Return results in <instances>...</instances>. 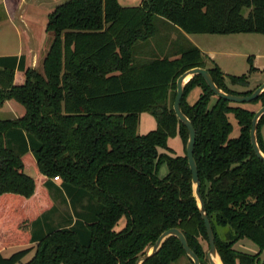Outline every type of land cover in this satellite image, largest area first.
<instances>
[{
  "label": "trees",
  "instance_id": "16d2710c",
  "mask_svg": "<svg viewBox=\"0 0 264 264\" xmlns=\"http://www.w3.org/2000/svg\"><path fill=\"white\" fill-rule=\"evenodd\" d=\"M45 29L52 40L42 72L23 54L0 56V109L6 100L21 106L18 117L0 118V250L34 243L24 264H134L175 227L200 264H209L185 152L188 131L173 110L176 80L202 67L226 93L254 88L234 89L248 86L247 75L224 73L185 35L264 34V0H65L48 13ZM247 60L255 71L252 56ZM194 87L200 93L189 103ZM252 102L264 105V91ZM180 107L194 127L199 192L218 257L222 264H264V160L250 142L255 110L216 96L200 74L184 83ZM142 112L156 125L138 134ZM263 123L264 113L257 127L262 153ZM175 136L183 154L168 146ZM26 160L35 177L25 172ZM52 193L70 210L57 223ZM244 239L257 251L234 247ZM31 250L0 254V264L19 263ZM181 257L193 264L169 235L141 264Z\"/></svg>",
  "mask_w": 264,
  "mask_h": 264
},
{
  "label": "rangeland",
  "instance_id": "374dc122",
  "mask_svg": "<svg viewBox=\"0 0 264 264\" xmlns=\"http://www.w3.org/2000/svg\"><path fill=\"white\" fill-rule=\"evenodd\" d=\"M35 1V0H34ZM65 0H49L50 4L48 8L52 10L57 4L64 2ZM121 5L134 6L141 2V0H118ZM45 10L34 8L27 11L28 23L31 24L32 32L24 34L22 37H17L16 33L9 30V26L5 21L4 12L2 11V5L0 4V56L6 54H12L18 52L21 49L26 50L28 47V58L31 66L40 72H42V60L45 56V52L48 50L51 40L52 33L45 29L46 25V14ZM247 10H244V14ZM6 27V28H5ZM170 30V31H169ZM168 34H175L172 29H168ZM32 35L33 37H28ZM192 39L200 44L203 50H214L216 54L215 58L223 66V70L233 75H247L248 86L242 87L234 85L233 88L239 91H243L248 88H256L257 86L264 83V34L247 32L237 34H194L191 35ZM229 50L239 54L224 55L219 51ZM246 52L245 55L240 54ZM252 56L251 64L256 67V70L249 72L250 63L248 62V56ZM30 66V67H31ZM200 93L198 87H194L190 90L187 95V101L193 103ZM214 102L212 98L210 105ZM236 105H240L250 110H257L260 107V102L244 101V102H232ZM21 114V106L13 100H6L3 108L0 109V118L9 119L18 117ZM229 120L232 123L233 129L230 133V137H236L239 134V126L232 114H229ZM156 125L155 118L148 112H142L139 114V120L137 125V133L144 134L149 130L153 129ZM261 131L264 135V123L261 126ZM168 146L172 149L174 154H183L184 146L178 136L168 138ZM28 162V163H27ZM25 172L30 176L35 177V170L33 166L26 160ZM166 173L165 166H161L159 169V175L162 176ZM59 183V180H56ZM52 197L55 205H57V211L52 213L53 223L60 221L61 217L68 213L69 207L67 203L62 202L61 197L56 193H52ZM124 225V218L120 219L115 225V229L119 230ZM34 243L32 244H17L11 245L0 250V254L3 257H8L12 253L19 250L32 247L19 263L24 264L27 262L34 253ZM236 249L255 252L257 247L251 241L244 239L234 245ZM171 264H191L186 257H181L176 262Z\"/></svg>",
  "mask_w": 264,
  "mask_h": 264
},
{
  "label": "water",
  "instance_id": "95a60500",
  "mask_svg": "<svg viewBox=\"0 0 264 264\" xmlns=\"http://www.w3.org/2000/svg\"><path fill=\"white\" fill-rule=\"evenodd\" d=\"M194 74H200L204 78L209 88L215 93L216 96L222 97L231 102H244V101H252L256 99L264 91V83H262L261 85L253 89V91L249 95L226 93L222 91L214 83L210 73L205 68H202V67L190 68L184 71L176 80V94H175L174 101H173V110L177 118L182 122V124L187 128V131H188V138H187V142L185 145V152H186L188 165L191 171V181L193 183L194 195L198 201V206H199L200 213H201L202 219L204 221L205 229H206L208 245H209L206 255H207L209 264H217L215 259L216 257H218V254L216 251L214 234H213V231L210 225V221L205 211L204 202L199 192V180H198L197 166H196V163L193 157L195 131H194V127L191 121L182 112L181 107H180V100L183 94V85ZM186 76H189L187 80H185ZM263 113H264V105H261L255 111L252 117L251 128H250V142H251L252 148L256 156L262 160H264V153H262L258 145L257 127H258V121ZM169 235H174L175 237L178 238L186 255L192 260L193 264H200L198 256L189 247L184 234L178 228H175V227L169 228L165 230L164 232H162L157 238V240L155 241V243L151 247H149L144 254L140 255L136 259L134 264H141V262H143L149 256L157 252L162 241Z\"/></svg>",
  "mask_w": 264,
  "mask_h": 264
},
{
  "label": "crops",
  "instance_id": "0c3cea01",
  "mask_svg": "<svg viewBox=\"0 0 264 264\" xmlns=\"http://www.w3.org/2000/svg\"><path fill=\"white\" fill-rule=\"evenodd\" d=\"M0 4L2 5V11L4 12V17L5 21L7 22V25L9 26V30L16 33L17 37H22L26 33L32 32V27L31 24L28 23V15L27 11L34 8L35 10L39 8H43L46 12V20H47V15L51 11L48 8L50 4L49 0H0ZM6 28V27H5ZM237 34V33H236ZM191 35L194 34H186L185 37L188 38L194 45H196L204 55L210 57L212 60H214L219 67L222 69V71L226 74H230L226 72V70H223V66L221 63L213 56L215 55L216 52L214 50H203L200 47V44L196 42L195 40L192 39ZM28 37H33L32 35L28 34ZM176 37L175 34L171 35V38ZM223 53L224 55H230L232 56L233 54H239L236 52H232L229 50H224V51H219ZM246 52H241L240 54L245 55ZM25 55L26 59V65L31 66L29 58H28V47L26 50L21 49L18 52H14L12 54H6V55ZM32 67V66H31ZM262 139L264 142V135L261 131Z\"/></svg>",
  "mask_w": 264,
  "mask_h": 264
},
{
  "label": "bare ground",
  "instance_id": "6f19581e",
  "mask_svg": "<svg viewBox=\"0 0 264 264\" xmlns=\"http://www.w3.org/2000/svg\"><path fill=\"white\" fill-rule=\"evenodd\" d=\"M188 78H189V76H186L185 80H187ZM215 261H216L217 264H222V262H221L219 257H216Z\"/></svg>",
  "mask_w": 264,
  "mask_h": 264
},
{
  "label": "built area",
  "instance_id": "2783aa9c",
  "mask_svg": "<svg viewBox=\"0 0 264 264\" xmlns=\"http://www.w3.org/2000/svg\"><path fill=\"white\" fill-rule=\"evenodd\" d=\"M54 180H58V177H57V176H55V177H54Z\"/></svg>",
  "mask_w": 264,
  "mask_h": 264
}]
</instances>
